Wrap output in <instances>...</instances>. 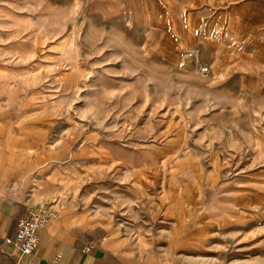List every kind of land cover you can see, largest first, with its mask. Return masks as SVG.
<instances>
[{
	"label": "rangeland",
	"instance_id": "374dc122",
	"mask_svg": "<svg viewBox=\"0 0 264 264\" xmlns=\"http://www.w3.org/2000/svg\"><path fill=\"white\" fill-rule=\"evenodd\" d=\"M123 10L0 0V100L15 108L18 130L29 104L25 122L43 154L63 152L43 157V180L64 187L51 200L89 210L103 232L147 255L169 246L160 236L172 215L197 219V200L214 212L220 200L230 209L235 194L262 191L264 96L228 78L247 67L183 62L182 48L153 29L150 4ZM225 237L204 244L191 232L180 242L204 246L197 261L245 262L238 248L249 243L251 261L263 260L262 229L245 242Z\"/></svg>",
	"mask_w": 264,
	"mask_h": 264
},
{
	"label": "crops",
	"instance_id": "0c3cea01",
	"mask_svg": "<svg viewBox=\"0 0 264 264\" xmlns=\"http://www.w3.org/2000/svg\"><path fill=\"white\" fill-rule=\"evenodd\" d=\"M97 1L100 0H83L87 13L97 5L110 8L113 13L118 9L122 16L124 8L130 10L150 4L154 25L157 23L153 29L167 32L172 45L182 48L183 62H195L194 57L199 56L206 64L222 62L231 64L232 69L247 67L244 72L232 71L228 78L247 79L248 92L256 95L254 89L261 87L260 94L264 96V0ZM160 23L163 27L158 26ZM4 78L0 90L6 89ZM14 109L8 105L7 98L0 100V264H229L223 260L220 263L197 261L193 256L204 246L196 248L180 240L191 232L204 239V244L209 239H224L229 234L233 239L245 242L259 235L261 229L264 235L263 175L262 191L249 189L247 194H235L230 209H225L224 200H220L222 204L214 212L208 208L202 210L197 200L196 220L181 224L171 214L168 221L171 228L160 236L170 240L169 246L145 255L142 248L128 246L124 238L117 239L115 234L103 232L89 210L77 208L73 201L59 199L56 204L51 200L64 187L58 182L51 185L43 180V157L51 161L63 159L64 154L50 152L47 158V152L43 154V140H37L40 136L33 138L30 123L25 122L30 115V105H23L24 122L19 130ZM46 207L56 208L59 214L41 230L32 255L22 254L14 243L5 241L14 239L18 220L29 210ZM87 244L93 245L89 252L84 251ZM249 246L238 249H248L251 257ZM260 250L258 254L264 255V248ZM249 256L245 262L237 258L230 264H264V257L251 261Z\"/></svg>",
	"mask_w": 264,
	"mask_h": 264
},
{
	"label": "built area",
	"instance_id": "2783aa9c",
	"mask_svg": "<svg viewBox=\"0 0 264 264\" xmlns=\"http://www.w3.org/2000/svg\"><path fill=\"white\" fill-rule=\"evenodd\" d=\"M204 72L207 68L203 69ZM56 208H43L40 210H29L17 222L14 239L7 238V243H14L24 255H32L39 243L40 232L58 217ZM92 244H87L84 251L89 252Z\"/></svg>",
	"mask_w": 264,
	"mask_h": 264
},
{
	"label": "bare ground",
	"instance_id": "6f19581e",
	"mask_svg": "<svg viewBox=\"0 0 264 264\" xmlns=\"http://www.w3.org/2000/svg\"><path fill=\"white\" fill-rule=\"evenodd\" d=\"M204 69V68H203Z\"/></svg>",
	"mask_w": 264,
	"mask_h": 264
}]
</instances>
